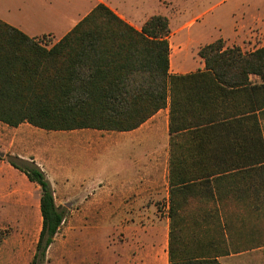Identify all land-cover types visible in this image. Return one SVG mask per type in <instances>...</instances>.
<instances>
[{"label":"trees","instance_id":"trees-1","mask_svg":"<svg viewBox=\"0 0 264 264\" xmlns=\"http://www.w3.org/2000/svg\"><path fill=\"white\" fill-rule=\"evenodd\" d=\"M170 33L164 15H152L138 30L104 3L53 45L0 18V122L11 127L26 122L47 131H129L169 106V264H222L218 254L229 251H216L219 242L210 239L209 227L202 236L187 233L186 209L177 194L196 181L210 182L218 169V161L193 156L192 139L199 125L222 118L225 100L237 106L242 94L250 120H257V110L264 114V45L243 52L219 38L198 50L204 71L172 74ZM8 161L40 187L42 227L31 264H44L65 212L37 163L20 157ZM257 169L264 172V164ZM3 238L0 234V246Z\"/></svg>","mask_w":264,"mask_h":264},{"label":"crops","instance_id":"crops-1","mask_svg":"<svg viewBox=\"0 0 264 264\" xmlns=\"http://www.w3.org/2000/svg\"><path fill=\"white\" fill-rule=\"evenodd\" d=\"M52 1L5 0L0 18L29 36L45 38L53 45L99 3L109 6L138 30L152 9L151 0H71L68 8L54 12L49 9ZM26 2H30V11L39 4L43 7L39 15L33 13L36 16L33 24L17 18L28 11ZM130 16H135V20L128 19ZM185 35L182 33L175 41V49L171 48L172 74L205 69L204 59L199 54L195 56L196 64L188 62L190 50L184 46ZM220 35L228 40L235 32ZM233 42L235 44L225 43V46H239L243 52H251ZM192 66L196 68L189 70ZM236 102L237 106L231 98L225 100L220 107L222 118L199 125V135L192 139L195 158L219 162L218 169L208 178L210 182L196 181L191 189L177 197L186 209L183 216L188 225L187 233L202 236L209 227L210 239L213 237L219 242L216 251H229L218 254L222 264H264V172L257 169L264 164V114L257 110V120H250L246 97L240 94ZM23 124L29 123L12 128L19 129ZM65 131H70L66 137H50L43 147L46 158L37 162L53 190L72 193L82 202L88 197L82 198V194L91 193L94 199L85 205L112 208L113 264H169L172 138L169 106L129 131L92 128ZM177 139L181 144L185 138ZM199 235L198 239H202ZM233 242L240 248L232 249Z\"/></svg>","mask_w":264,"mask_h":264},{"label":"rangeland","instance_id":"rangeland-1","mask_svg":"<svg viewBox=\"0 0 264 264\" xmlns=\"http://www.w3.org/2000/svg\"><path fill=\"white\" fill-rule=\"evenodd\" d=\"M4 3L5 0H0V11ZM29 3L26 2L28 11L17 18L33 24L36 21L33 13L39 15L43 7L39 4L30 11ZM67 3L72 4L71 0H53L49 9L60 11L68 8ZM151 6L146 19L162 14L169 20L172 50L178 37L186 33L184 46L190 50L191 65L197 63V47L223 38L221 32L232 35L234 30V37L224 39L228 46L236 41L246 51H253L264 45V0H151ZM128 19L135 20V16ZM69 132L46 131L30 124L15 129L0 122V234L4 237L0 264H31L42 227L40 187L8 160L20 157L37 163L46 158L43 147L50 137L63 138ZM55 196L66 218L44 264H113L112 208L85 205L94 199L91 193L82 194V198L88 196L83 202L65 191L55 192ZM231 245L232 249L240 248L234 242Z\"/></svg>","mask_w":264,"mask_h":264}]
</instances>
